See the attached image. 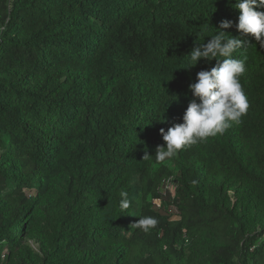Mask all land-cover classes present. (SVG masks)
<instances>
[{
  "label": "trees",
  "instance_id": "obj_1",
  "mask_svg": "<svg viewBox=\"0 0 264 264\" xmlns=\"http://www.w3.org/2000/svg\"><path fill=\"white\" fill-rule=\"evenodd\" d=\"M234 4L0 0V264H264V49L253 37L233 54L247 56L242 122L143 159L216 64L184 68L185 56L222 20L239 35ZM173 177L177 213L153 209L173 199L160 191ZM146 216L158 220L147 232L134 226Z\"/></svg>",
  "mask_w": 264,
  "mask_h": 264
},
{
  "label": "clouds",
  "instance_id": "obj_2",
  "mask_svg": "<svg viewBox=\"0 0 264 264\" xmlns=\"http://www.w3.org/2000/svg\"><path fill=\"white\" fill-rule=\"evenodd\" d=\"M233 8L239 11L235 24L238 36L227 34L233 27L230 20H222L215 34L207 42L199 43L186 55L187 67L193 68L200 61L215 66L196 74L195 82L189 85L192 99L183 114L182 123H175L167 131L160 129L163 145L157 146L155 156L145 153L144 160L155 158L164 162L175 158L187 147L204 143L209 138L223 135L228 129L242 122L249 108L248 98L240 82L247 71V56L237 59L234 53L244 49L248 37H253L260 49H264V0H235ZM164 122V121H163ZM120 208L126 210L130 201L123 194ZM158 224L151 216L139 217L135 227L148 231Z\"/></svg>",
  "mask_w": 264,
  "mask_h": 264
},
{
  "label": "rangeland",
  "instance_id": "obj_3",
  "mask_svg": "<svg viewBox=\"0 0 264 264\" xmlns=\"http://www.w3.org/2000/svg\"><path fill=\"white\" fill-rule=\"evenodd\" d=\"M166 163H168L166 161ZM173 180H171V182L167 183V180L164 181L160 187V191L162 193H173V199H166L164 198L162 195L160 197H158L157 199H155L153 202V209L155 210H161L163 212H167V211H172L173 214L177 213V207H176V203H177V193H176V187H177V182L175 181V178H171ZM27 193L30 194H35L34 191H27ZM175 216V215H174ZM188 244V242H186ZM22 245H31L33 247H37L38 245H35L33 241H27V239H25L22 242ZM8 253V250H4L3 252V256L5 254ZM4 258V257H2Z\"/></svg>",
  "mask_w": 264,
  "mask_h": 264
},
{
  "label": "built area",
  "instance_id": "obj_4",
  "mask_svg": "<svg viewBox=\"0 0 264 264\" xmlns=\"http://www.w3.org/2000/svg\"><path fill=\"white\" fill-rule=\"evenodd\" d=\"M169 182H171L170 180L169 181H167V183H169ZM172 196H173V193H170ZM164 195H167L166 193L164 194Z\"/></svg>",
  "mask_w": 264,
  "mask_h": 264
}]
</instances>
